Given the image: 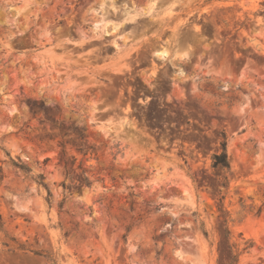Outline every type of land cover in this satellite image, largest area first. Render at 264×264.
Masks as SVG:
<instances>
[{
    "label": "rangeland",
    "instance_id": "374dc122",
    "mask_svg": "<svg viewBox=\"0 0 264 264\" xmlns=\"http://www.w3.org/2000/svg\"><path fill=\"white\" fill-rule=\"evenodd\" d=\"M0 225V264H264V0H0Z\"/></svg>",
    "mask_w": 264,
    "mask_h": 264
},
{
    "label": "trees",
    "instance_id": "16d2710c",
    "mask_svg": "<svg viewBox=\"0 0 264 264\" xmlns=\"http://www.w3.org/2000/svg\"><path fill=\"white\" fill-rule=\"evenodd\" d=\"M33 114H35V111H33ZM78 138L79 139H83L84 136L82 134H78ZM77 151L80 152V153L83 152L81 148H77ZM9 161L15 168H18L19 170H21V171H23L25 173L29 172V170L26 167V165L23 164L20 161V159L17 158V160H13V159H11L9 157ZM211 167L213 169L218 170L220 172V174H221L220 180L218 181V186H217V189H216V192L220 195L221 194V191H220L221 188H223L225 191H227L228 188H229V181H228L227 173L230 170V165H229L227 151H226V139H225V137H224L223 141L220 143V149L218 151H216L215 153H213L212 156H211ZM78 169H80V166L78 167ZM71 172H72V169H70V171L66 172V176L69 177L70 179H71ZM81 174L83 176L82 177L83 184L85 186L89 187L90 181L85 175H83V174H85V170H82ZM37 179L39 180V184L43 185L42 182H41L43 177L41 175H38ZM49 200H50V193H49V191H47V202H49ZM223 200H224V194L221 195L219 197V199H218L219 205H220L221 208L223 207ZM61 207H62V202L59 203V208H61ZM223 223L226 224V219L225 218L223 219ZM1 226L2 225H0V228H1ZM201 226H202L201 230H202L203 235L207 237V232L203 229V225L202 224H201ZM223 234H224V237H225L226 241L228 242L229 241V236H230V231H229V229L226 226H225V228L223 230ZM125 237L126 236L124 235L123 239ZM251 245H252L251 243L246 242L245 243V247L242 248L243 251L248 249V248H250ZM233 247H234V249H232L228 245V248L230 250V255H229V259H228L227 264H238V259H239L240 252H239V249H238L236 244H234ZM34 254L41 255L40 253H36V252H34ZM52 264H56V262L52 260Z\"/></svg>",
    "mask_w": 264,
    "mask_h": 264
},
{
    "label": "bare ground",
    "instance_id": "6f19581e",
    "mask_svg": "<svg viewBox=\"0 0 264 264\" xmlns=\"http://www.w3.org/2000/svg\"><path fill=\"white\" fill-rule=\"evenodd\" d=\"M161 54H164V53H161Z\"/></svg>",
    "mask_w": 264,
    "mask_h": 264
}]
</instances>
